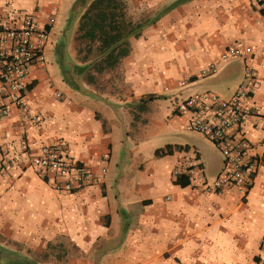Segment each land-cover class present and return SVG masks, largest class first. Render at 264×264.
Segmentation results:
<instances>
[{"label": "crops", "instance_id": "0c3cea01", "mask_svg": "<svg viewBox=\"0 0 264 264\" xmlns=\"http://www.w3.org/2000/svg\"><path fill=\"white\" fill-rule=\"evenodd\" d=\"M127 4L135 21L166 12L130 37V53L108 70L119 75L117 91L100 92L97 77H80L81 90L64 81L56 61L60 40L72 64L82 58L74 42L79 18L56 30L61 0H0V26L20 25L27 15L41 25L54 19L46 61L32 65L27 78V100L40 120L3 100L10 113L0 116V147L11 161L8 176L0 177V264H259L264 168L246 191L233 184L221 194L200 192L187 179L176 182L175 167L195 160L214 179L224 172V157L187 129L191 114L172 105L204 91L229 98L249 64L261 82L252 98L257 112L242 130L252 152L264 153V8L249 0ZM234 46L251 47L253 55L222 61ZM212 63L218 71L204 75ZM44 144L59 145L97 175L106 167L101 183L57 191V177L32 162ZM168 145L171 153L156 154Z\"/></svg>", "mask_w": 264, "mask_h": 264}, {"label": "built area", "instance_id": "2783aa9c", "mask_svg": "<svg viewBox=\"0 0 264 264\" xmlns=\"http://www.w3.org/2000/svg\"><path fill=\"white\" fill-rule=\"evenodd\" d=\"M249 1L264 8V0ZM53 23L54 19H51L41 25L35 17L27 15L20 25L0 26V81L3 87L0 93V116L10 113L9 104L3 103L6 99L32 121L40 120L27 100V78L32 65L46 61V47ZM252 55L251 47L234 46L227 48L220 59L247 60ZM217 71L218 64L212 63L203 70V74L212 75ZM260 82L257 70L248 64L242 82L229 98L204 91L176 103L174 111L191 114L187 129L204 135L220 149L224 157V172L214 179L208 178L197 160L176 166L173 171L176 177L185 175L189 184L200 192L221 194L233 184L244 185L245 191L252 186L257 171L264 168V153L252 152V145L242 129L257 112L252 98ZM21 147L25 151L28 149L26 143H22ZM10 161V151L0 147V177L8 176L7 165ZM32 162L40 171L55 175L54 188L66 193L98 185L107 172L106 167H103L101 175H97L92 168L81 165L56 144H44L40 152L33 156ZM259 264H264V256L259 259Z\"/></svg>", "mask_w": 264, "mask_h": 264}, {"label": "trees", "instance_id": "16d2710c", "mask_svg": "<svg viewBox=\"0 0 264 264\" xmlns=\"http://www.w3.org/2000/svg\"><path fill=\"white\" fill-rule=\"evenodd\" d=\"M127 11V0H75L69 27L80 14L79 37L85 43V49H80V52L85 51L82 64H68L65 39L60 40L56 47L57 61L69 86L81 90L80 77L86 75L94 82L97 75L116 68L130 53V37L139 36L145 27L155 23L166 12L135 21ZM165 153H171L170 145L156 151L157 155ZM186 179L185 175H180L176 182L187 184Z\"/></svg>", "mask_w": 264, "mask_h": 264}, {"label": "rangeland", "instance_id": "374dc122", "mask_svg": "<svg viewBox=\"0 0 264 264\" xmlns=\"http://www.w3.org/2000/svg\"><path fill=\"white\" fill-rule=\"evenodd\" d=\"M74 2H75V0H61V11H60V14L57 15V19H58V21L56 23L57 32L64 30L65 28H66V30L68 29V27H69L68 25H69L70 18L72 15V8L74 5ZM127 12H128V15L132 18L133 14H132L131 10L128 9ZM155 13H156V11L152 10L149 13H147L146 16L142 17V19H147L150 16H154ZM67 18H68V20H67ZM78 18H79V23H80V14H78L76 16V18L74 19L75 22L78 20ZM71 34H72V32L70 33V36H72ZM79 35H80V33H78L77 36L74 37V42H75L76 50L78 51L77 57L82 58L85 55V51L80 52V49H83V50L85 49V43L81 40ZM71 40H72V38H71ZM66 54H67L68 64L72 65L71 57L68 56V52ZM56 61H57V55H56ZM118 78H119V75L116 74L115 72L107 71V72H104L102 75L97 76V80L95 82V85H96L98 91H100V92H103V91L106 92L109 90L116 92L117 86H115V85L117 83ZM179 101L180 100L178 99L173 105L171 104L173 106L174 110H175L176 103Z\"/></svg>", "mask_w": 264, "mask_h": 264}]
</instances>
